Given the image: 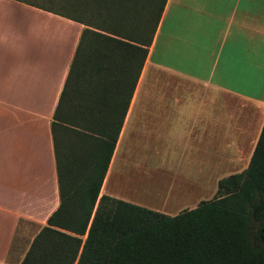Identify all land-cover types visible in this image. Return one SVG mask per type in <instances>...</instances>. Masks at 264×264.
<instances>
[{"label":"crops","instance_id":"1","mask_svg":"<svg viewBox=\"0 0 264 264\" xmlns=\"http://www.w3.org/2000/svg\"><path fill=\"white\" fill-rule=\"evenodd\" d=\"M82 27L0 0V264L59 204L51 122ZM263 124L264 0H166L100 195L194 208L247 168Z\"/></svg>","mask_w":264,"mask_h":264},{"label":"trees","instance_id":"2","mask_svg":"<svg viewBox=\"0 0 264 264\" xmlns=\"http://www.w3.org/2000/svg\"><path fill=\"white\" fill-rule=\"evenodd\" d=\"M83 25L51 122L59 204L18 264H264V124L246 169L167 215L100 195L166 0H19Z\"/></svg>","mask_w":264,"mask_h":264},{"label":"rangeland","instance_id":"3","mask_svg":"<svg viewBox=\"0 0 264 264\" xmlns=\"http://www.w3.org/2000/svg\"><path fill=\"white\" fill-rule=\"evenodd\" d=\"M39 229H40L39 227H35V226H31V227L18 226L16 237H15L14 242H13V250H14V248H17L18 245L22 244L23 242H24V244L27 243V241H29L31 238H33L36 235V233L38 232ZM13 250L11 249V255L12 256L10 259L14 258Z\"/></svg>","mask_w":264,"mask_h":264}]
</instances>
